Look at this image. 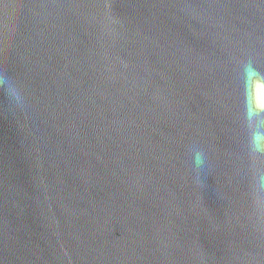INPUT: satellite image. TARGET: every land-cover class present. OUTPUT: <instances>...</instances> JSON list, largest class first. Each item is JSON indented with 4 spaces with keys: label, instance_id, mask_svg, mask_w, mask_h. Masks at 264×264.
I'll list each match as a JSON object with an SVG mask.
<instances>
[{
    "label": "water",
    "instance_id": "water-1",
    "mask_svg": "<svg viewBox=\"0 0 264 264\" xmlns=\"http://www.w3.org/2000/svg\"><path fill=\"white\" fill-rule=\"evenodd\" d=\"M0 264H264V0H0Z\"/></svg>",
    "mask_w": 264,
    "mask_h": 264
}]
</instances>
